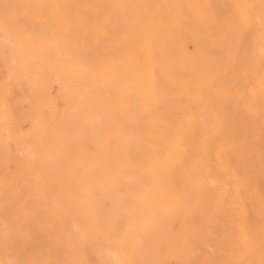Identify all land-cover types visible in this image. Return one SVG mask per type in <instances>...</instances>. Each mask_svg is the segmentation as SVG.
Returning <instances> with one entry per match:
<instances>
[{
	"label": "bare ground",
	"instance_id": "bare-ground-1",
	"mask_svg": "<svg viewBox=\"0 0 264 264\" xmlns=\"http://www.w3.org/2000/svg\"><path fill=\"white\" fill-rule=\"evenodd\" d=\"M0 69V264H264V0H0Z\"/></svg>",
	"mask_w": 264,
	"mask_h": 264
},
{
	"label": "snow or ice",
	"instance_id": "snow-or-ice-1",
	"mask_svg": "<svg viewBox=\"0 0 264 264\" xmlns=\"http://www.w3.org/2000/svg\"><path fill=\"white\" fill-rule=\"evenodd\" d=\"M11 8V5L5 4L4 5V10H5V18L9 16V10ZM114 264H137L135 261H122V260H116L114 261Z\"/></svg>",
	"mask_w": 264,
	"mask_h": 264
},
{
	"label": "rangeland",
	"instance_id": "rangeland-1",
	"mask_svg": "<svg viewBox=\"0 0 264 264\" xmlns=\"http://www.w3.org/2000/svg\"><path fill=\"white\" fill-rule=\"evenodd\" d=\"M3 78H4V72H3L2 69H0V82L3 80ZM57 92H58V85L55 83V84H53V86L51 87V93H52L53 96H55V95L57 94ZM29 126H30V124H29V123H26V124L24 125V128H25V129H28Z\"/></svg>",
	"mask_w": 264,
	"mask_h": 264
}]
</instances>
